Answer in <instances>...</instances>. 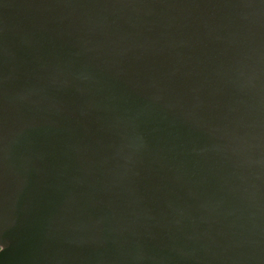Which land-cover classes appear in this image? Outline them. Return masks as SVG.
Segmentation results:
<instances>
[{
  "label": "water",
  "instance_id": "water-1",
  "mask_svg": "<svg viewBox=\"0 0 264 264\" xmlns=\"http://www.w3.org/2000/svg\"><path fill=\"white\" fill-rule=\"evenodd\" d=\"M0 264H264V0H0Z\"/></svg>",
  "mask_w": 264,
  "mask_h": 264
}]
</instances>
